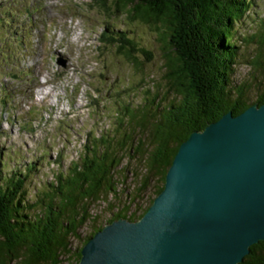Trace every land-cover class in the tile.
Masks as SVG:
<instances>
[{"label": "trees", "instance_id": "trees-1", "mask_svg": "<svg viewBox=\"0 0 264 264\" xmlns=\"http://www.w3.org/2000/svg\"><path fill=\"white\" fill-rule=\"evenodd\" d=\"M90 1L108 16L123 15L133 23L137 20L144 30L153 33L167 70L166 79L176 98L162 109L158 103L153 107V100L144 98L136 107L127 104L117 110L114 126L100 129L96 136L91 130L84 134L76 159L57 169L52 180L33 193V198L25 189L31 174L36 173L33 161L29 163L32 173L29 169L6 171L3 162L0 264L78 261L84 241L102 228L95 224L96 215L91 213L95 205L105 202V210L111 212L107 223L119 218L138 219L153 198L141 211L138 207L130 213L129 204L142 199L143 191L154 178L153 196L160 192L166 170L191 132L203 130L207 119L213 122L228 111L236 115L252 104L264 103V85L251 104L246 101L243 87L237 89L235 97L230 89L240 48L236 26L241 25L249 11L247 0ZM109 26L105 24L99 37L103 45L112 46L128 62L139 61V54L150 58L151 51L140 45L133 32L114 31ZM17 39L23 47V36ZM258 43V59L251 60L254 69L264 65V33ZM9 56L6 52L0 54V59L8 60ZM15 95L10 85L0 92V111L9 110ZM10 119L18 121L13 115ZM3 120H8L6 115ZM123 160L127 161L122 164ZM131 160L138 184L133 193H127L128 205L119 207L117 196L122 191L118 185L126 179ZM88 221L93 224L91 232L82 237L79 231ZM73 241L79 246L73 247ZM239 264H264V241L251 245Z\"/></svg>", "mask_w": 264, "mask_h": 264}, {"label": "rangeland", "instance_id": "rangeland-1", "mask_svg": "<svg viewBox=\"0 0 264 264\" xmlns=\"http://www.w3.org/2000/svg\"><path fill=\"white\" fill-rule=\"evenodd\" d=\"M247 1L249 11L241 25L236 26L240 48L230 89L235 97L237 89L243 87L246 101L251 104L264 85V65L254 69L251 61L258 59V41L264 33V0ZM48 20L50 22L46 23ZM135 22L127 21L123 15L110 17L90 0H0V54L8 52L10 55L8 60L0 59V92L10 85L12 91L20 95L27 75L34 82L24 92L31 97L12 99L7 114L18 113L20 108L26 110L31 103H39L41 111L40 116L37 109L31 111V115L41 121L33 133L18 128L22 125L20 119L19 123L0 122V168L4 162L6 171L29 169L32 173L29 163L33 161L36 173L34 176L30 173L25 185L30 198L52 180L57 169L76 159L84 134L91 130L96 136L100 129L114 126L117 110L127 104L136 107L144 98L153 100V107L158 103L162 109L176 98L166 79L167 70L162 64L158 41L153 33ZM105 24L114 31L133 32L140 39V45L151 51L150 58L139 54L137 59L142 64L136 59L131 60V64L112 46L103 45L99 37ZM20 36H23V47L17 39ZM62 58L69 62L67 71L57 64ZM64 112L67 117L55 124ZM0 116L4 117L5 113L0 112ZM133 166L131 160L126 179L118 185L122 191L117 196L119 207L128 205L127 193H133L138 184ZM155 183L154 178L143 191L142 199L129 204L130 213L138 207L141 211L155 197ZM105 206L104 202L91 210L97 218L95 224L101 227L111 216ZM90 221L81 227L82 237L91 232ZM76 246L78 242L73 241V247ZM68 262L72 261L64 259L60 264Z\"/></svg>", "mask_w": 264, "mask_h": 264}, {"label": "water", "instance_id": "water-1", "mask_svg": "<svg viewBox=\"0 0 264 264\" xmlns=\"http://www.w3.org/2000/svg\"><path fill=\"white\" fill-rule=\"evenodd\" d=\"M264 241V103L183 141L138 219L112 220L69 264H239Z\"/></svg>", "mask_w": 264, "mask_h": 264}, {"label": "bare ground", "instance_id": "bare-ground-1", "mask_svg": "<svg viewBox=\"0 0 264 264\" xmlns=\"http://www.w3.org/2000/svg\"><path fill=\"white\" fill-rule=\"evenodd\" d=\"M26 51V49L24 48V52ZM65 55H67L66 53H64V56ZM68 61L67 60H65V59H61V60H57V64L59 65V66H61V68H63V69H65L66 68V71H67V66H68ZM25 72V71H24ZM25 74L27 75V73L25 72ZM90 87H91V85H90ZM92 96V94H90V97ZM91 98H93V96L91 97ZM38 111H40L39 109H38Z\"/></svg>", "mask_w": 264, "mask_h": 264}]
</instances>
